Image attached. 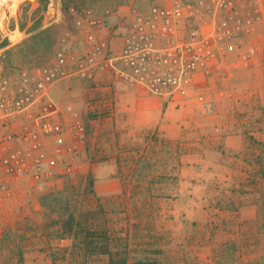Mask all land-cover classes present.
Masks as SVG:
<instances>
[{
  "label": "rangeland",
  "instance_id": "374dc122",
  "mask_svg": "<svg viewBox=\"0 0 264 264\" xmlns=\"http://www.w3.org/2000/svg\"><path fill=\"white\" fill-rule=\"evenodd\" d=\"M150 1L23 0L15 9L7 4L3 11L5 28L0 30V75H15L13 62L50 63L61 37L73 29L69 20L72 6L89 7L100 14L114 13L109 28L114 34L125 6L145 9ZM49 27V35L44 37L49 45L45 51H39L43 46L35 44L40 38L34 45L28 38ZM14 45L30 53L13 51L5 55ZM69 80L57 84L61 85V95H54L55 85L52 96L74 107L75 103L70 101L74 98L87 106V112L82 115L88 132L81 149L80 168L65 177L57 189L37 193L27 183L16 187L17 196L0 210V264H52L54 260L55 264H74L68 251L61 250L57 226L50 224L51 216L46 218L48 213L41 207L40 199L44 194L74 185L80 196L79 205L93 206L96 200L87 187L89 176L97 183L112 178L122 182V193L99 198L106 212L102 216L106 226L112 237L118 238L113 251L118 248L119 255H123L119 244L120 239L125 241L124 229L133 222L128 217L141 223L146 239L130 237V261L151 255L149 250L142 252V249L152 235L145 227L144 216L136 218L135 200L128 199L133 194L139 202L148 198L146 210L153 213L149 217L154 219L150 230L162 236L159 241L151 242L161 249L153 256L158 264H264V209H260L264 181L259 159L244 164L246 182L238 186L232 178H226L231 156L226 159L227 155L220 156L217 149L220 143L225 145L228 141L236 146L238 140L226 136L237 130L253 132L245 137L253 148L257 145L250 137L255 141L264 139V60L257 66L225 70L214 80L209 92L210 114L200 113L193 100L176 105L163 99L150 124L144 122L139 105L132 111L124 101L102 103L96 98L89 99L87 81ZM71 82L69 91L73 96L64 97L63 92ZM122 90L125 89L118 91ZM92 91L98 94L99 90ZM257 129L263 132L253 131ZM251 153L257 155L260 150ZM237 204L244 206L239 213L235 210ZM224 242L235 246L226 256L221 250ZM63 245H67V240ZM96 258L94 264H107L108 256Z\"/></svg>",
  "mask_w": 264,
  "mask_h": 264
},
{
  "label": "built area",
  "instance_id": "2783aa9c",
  "mask_svg": "<svg viewBox=\"0 0 264 264\" xmlns=\"http://www.w3.org/2000/svg\"><path fill=\"white\" fill-rule=\"evenodd\" d=\"M123 9L112 34L111 11L70 7L73 29L50 63L0 75V210L17 186L43 193L80 168L87 124L52 96L55 85L106 75L115 87L176 105L193 100L210 114V84L264 60V0H151Z\"/></svg>",
  "mask_w": 264,
  "mask_h": 264
},
{
  "label": "trees",
  "instance_id": "16d2710c",
  "mask_svg": "<svg viewBox=\"0 0 264 264\" xmlns=\"http://www.w3.org/2000/svg\"><path fill=\"white\" fill-rule=\"evenodd\" d=\"M69 20L70 23L72 22L73 24L72 15H70ZM50 29L51 27L45 28L42 31H39L38 33L30 36L28 40H31L32 45H34L36 39L40 38V40H38L35 45L39 47L43 46L42 49H39V51H45L49 43L45 42L44 37H48ZM5 45L6 43L2 44L1 46L4 47ZM19 48L20 45H14L7 49L4 54H10L13 51H19L20 53L26 52V50H19ZM30 48H32V46ZM26 53H30V51L27 50ZM11 64L13 65V68H15V70H17L18 72L22 69H29L41 66L44 63L26 61L20 63L13 62ZM250 140H253L254 143H256L257 145V147L253 148V150H260L258 159L261 164V174L264 181V139H258L255 141V139L250 137ZM87 182L89 192L94 196V199L96 200V204H93L94 207L91 205L88 207L87 205H79L80 196L76 192L74 185L67 187L66 189L54 190L41 196V207H43V209L48 213V215H46V218L51 216L50 224L53 223V225H56L58 234H60L59 240L62 242V245L60 244L59 246L61 247V250L68 251V256L72 257L74 264H94L95 260L98 259L96 258L98 257V255L108 256V259L106 261L107 264H131L130 262L132 261L129 260L132 249L129 243L130 237H137L136 239L139 240L146 239H144V235H142V229L140 225L141 223H139L137 220H131V217H128V221L133 222L129 223V225H126L124 229L125 241L123 242L120 239L119 245L123 255H119L120 252L118 251V248L116 249V252H114L113 249L115 248V242L118 241V238L115 239L112 237L108 227L106 226L105 218L102 217L103 214H105L106 212L104 210L103 205L101 204V198L96 195L94 189V179L89 176ZM84 192H86V190ZM166 197L170 198V195H167ZM146 198L141 199L140 202L137 201L133 194L130 195L128 198L132 201L135 200L136 209L134 211L137 214L136 218H138V216L139 218L144 216L142 218H144V223L146 224L145 227L146 229H149V232L152 233V235H150L149 237L148 242L145 243L144 249H142V252H147L149 250V252H151V255L145 256L144 258L136 259L132 262V264H158V260L153 258V256L161 252L160 247H157L159 245L152 244L154 241H159L162 236L160 233H156L155 230H150V227L154 226V219L152 217H149L150 215H153V213L146 210V205L149 202L148 200H146ZM217 202H219L220 204V199ZM260 207V209H264V192L262 194V202ZM238 209L236 210V213L240 212ZM142 226H144V224ZM66 240L67 245L64 247L63 242ZM138 247L140 246L135 245L134 248L139 249ZM234 248V244L229 245L227 242L222 243L221 250H223V256H226L227 254L231 253ZM209 258L210 257H208V259ZM55 263L56 260L52 262V264Z\"/></svg>",
  "mask_w": 264,
  "mask_h": 264
},
{
  "label": "crops",
  "instance_id": "0c3cea01",
  "mask_svg": "<svg viewBox=\"0 0 264 264\" xmlns=\"http://www.w3.org/2000/svg\"><path fill=\"white\" fill-rule=\"evenodd\" d=\"M108 34H109L108 31H102V33H100V37H105ZM69 81H74V80H69ZM112 82L113 81L110 79V77H108L106 75L99 77V79H97L95 82H88V81L85 82L86 84L90 85V87H89L90 93L88 95V98L89 99L96 98L97 101L99 100V102H102V103H108V101H111V100L124 101V102L130 104V106L129 107L127 106V107L129 110H132V111H136L135 105H139V108H140L139 112H141L142 115L145 116L144 122L146 124H150V121H152L153 118L158 114L157 111L162 106V100L163 99L158 98V97H152L149 95L147 96L143 92H141V90H139V89H133V90L125 89L122 91H118L121 88L113 86ZM72 84H73L72 82L67 84L68 88H66V91L64 90V92H63V94L65 93L64 97L73 96V92L69 91L70 88H72V86H73ZM103 86H105V88H102ZM109 87H112L113 89H110ZM94 89L99 90L98 94L92 93V92H94V91H92ZM53 92H54L55 96L61 95L62 94L61 85H57L55 87V89L53 90ZM70 101L71 102L73 101L75 103V109L80 113V115H83L87 112L86 104L79 102V100L75 99V98L73 100H70ZM116 104H119V102H116ZM119 105H121V102ZM216 130L218 131L219 129L217 128ZM253 131L258 132V134H259V133H261L262 130L257 129V130H253ZM87 132H88V126H87ZM241 132L242 131L237 130L236 132L234 131V134L232 133V135H231V133H230L229 136H226V139L227 138L228 139L229 138L237 139L238 143L236 146L233 147L231 145V143H229V141L226 142L225 145L223 142V143H220L219 146H217V149H219V151H221L220 156H226L227 155L226 159H228L231 156L230 159H232V161L229 163L230 164L229 168H228L229 170L226 171L227 172L226 178H228V179L232 178V180L238 186H240V183H242L241 186H244V182H246L245 177H244V175L246 173V166L244 164L255 161V158L258 159V155H259V154L254 155L253 153H251L253 151V147L251 146L250 142H248L247 139H245V137H247L249 135V133L251 134L253 132H249L248 130L243 131L242 133ZM223 139H225V138H223ZM192 156H195V153ZM194 162H195L194 165L196 166L197 161H194ZM186 165H189V164L187 163ZM94 188H95V191H96L98 196H100V195H116V194H120L123 192L122 182L119 178H112L110 180H101L98 183L95 182ZM243 207L244 206H241V204L240 205L237 204V207L235 210H237L239 208L238 210L242 211L244 209ZM249 207L250 206H248V208Z\"/></svg>",
  "mask_w": 264,
  "mask_h": 264
},
{
  "label": "bare ground",
  "instance_id": "6f19581e",
  "mask_svg": "<svg viewBox=\"0 0 264 264\" xmlns=\"http://www.w3.org/2000/svg\"><path fill=\"white\" fill-rule=\"evenodd\" d=\"M22 1L23 0H0V30L5 28L4 22L6 19L4 18L3 11H6L4 8L8 7L7 4H9L12 9H15Z\"/></svg>",
  "mask_w": 264,
  "mask_h": 264
}]
</instances>
